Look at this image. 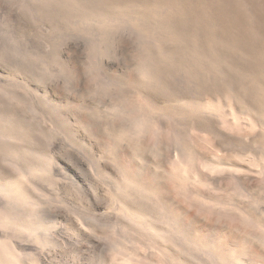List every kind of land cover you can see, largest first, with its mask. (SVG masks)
<instances>
[{"label":"rangeland","instance_id":"1","mask_svg":"<svg viewBox=\"0 0 264 264\" xmlns=\"http://www.w3.org/2000/svg\"><path fill=\"white\" fill-rule=\"evenodd\" d=\"M28 2L29 0H0V39L7 36L12 41L10 50L0 48V61L32 59L35 64V60L31 57L26 46V41L33 38L32 32L29 31L20 38L12 35L13 31L25 33L26 27L35 28L36 32L45 35L48 43L52 45L54 60L57 62L60 72L52 73L48 65L37 64L29 73L18 74L19 79L0 83V109L6 106V110L14 113L16 120L21 119V123L26 121L24 128H27V133L32 131L34 135L31 138L32 135L29 134L27 136L29 139L26 136H24L25 139L24 137H10V139L16 142V146L19 148L32 146L33 148H31L34 149L39 147L50 153V158H47L34 151H25L26 154H23L25 163L21 162L25 164L27 171L21 167L20 163L14 162L9 154L0 153V165L6 167L13 174L18 173L17 177L24 184L28 193L24 209L27 212L33 210L29 213L30 220H34V218L40 220L39 225L33 224L29 229L19 231L17 237L14 238L25 247L20 264H75L76 258L80 256L87 257L88 261H92L97 256H103L107 258L108 264H121V258L126 253L131 254V251L133 256L140 253L141 255L139 254L137 257L147 260L156 255L154 248L149 250L152 247L149 233L142 232L131 223L126 217L125 210L118 202L119 196L124 194L121 193L123 185L119 169L130 167L128 166L129 158L135 165H139V169H150L153 174L157 175L161 185L166 184L168 190L171 189L168 199L170 202L172 201V205L184 211L182 212L186 219L191 216L197 220L200 215V219L197 221L207 224V228L212 224L219 228V232L224 226L217 221H223L225 224L233 222V215L227 213V209H222L223 213L220 212L222 216H219L216 213L218 210L215 211L213 208V203L208 204L196 197H191V199L187 194L188 189L191 193L198 190L208 199H216L222 204L223 201H230L234 196H237V192L232 186H229L226 191L223 189L214 190L206 182L192 181L187 184L183 183L186 186L182 189V184L178 180H174L176 178L173 174L177 172L175 169L173 170L175 168L173 167L175 165L173 161L175 140L169 129L172 123L177 127L179 125L182 145L194 155L197 153L195 155L197 158V155L203 154L206 150L216 148L217 144L214 143L215 140L210 134L199 133L193 129L191 123L198 115L204 116L208 111L207 116L210 114L209 117H219L223 105L229 108L228 100L226 98L219 100L218 98L215 108H199L193 105L184 107L182 102L174 100L176 110L183 113L180 119L167 120L164 127L158 131L155 129V127L157 128L156 124H154L156 126L149 124L144 129L146 132H141L142 136L141 133H130L126 129L131 128L130 131H133L131 122H134L135 114L139 115L138 109L143 103L142 99L138 93L128 94L121 85L111 83L110 80L123 79L130 67L139 68L141 63L146 62L147 49L154 50L155 48L151 38L135 28L130 15H125V17L121 16L122 14H119L120 16L112 15L113 17L111 16L106 23H102L95 17L85 16L83 18L79 14L69 16V20L59 14H54L55 18L54 15L47 18V16H37L33 13L31 8L27 7ZM254 9L259 12L263 11L258 5ZM25 13L27 18H25ZM104 23V27L101 28ZM173 46L174 44H171V47ZM161 64L166 66L165 61ZM168 67L170 66H166L168 73L173 70L168 75V77L172 75L169 77L171 80L174 81L175 77L182 76V74V77L185 76L177 67H172V69ZM70 69L74 71L73 75ZM10 73L11 70L4 67L0 72V81H9ZM45 73L50 77L47 84L40 80V77ZM224 100L225 104H223ZM41 101L46 103H41ZM86 103L90 104L91 108L84 106ZM115 103L124 106L123 108L126 107L127 110L130 109L129 114L120 111L119 107L117 109ZM47 105L59 110L58 117L47 110ZM189 107H192V112L186 111ZM227 107L224 110H228ZM200 109L202 110L200 111ZM73 111L80 112L79 114L87 119L91 117L92 123L99 125L100 134L104 140L101 141L97 134L89 135L82 124L75 122ZM16 113H19L18 118ZM155 116L157 113H153V117ZM150 125L154 128H150ZM239 130L243 131V128ZM224 131L230 136L233 134L231 130ZM204 133L206 134L203 135ZM109 135L112 136L116 144L123 145V151L120 153L122 160L117 156L113 158L116 155V149L108 140ZM134 138H140L141 146L135 144ZM102 143L108 145L107 151L101 146ZM199 145L201 147L198 148ZM203 146L204 149H202ZM86 148L88 151H95L96 159L104 165L102 175L111 177L115 190L96 174L92 167V157L85 152ZM125 151L127 156L124 155ZM26 161L29 163L26 164ZM116 163L124 165L116 166ZM169 173L170 176H168ZM171 175L174 182L170 179ZM89 178H91V183ZM93 183L96 184V187L92 186ZM119 187L120 189H118ZM137 193L131 197L134 199L137 197L135 200L139 203L144 202L147 207L148 202L154 201V198L150 200V196L141 197L142 194L140 195L138 191ZM263 195L262 191L260 197L256 198L264 205ZM244 198L238 197L243 202ZM0 202H2L0 205L4 203L1 196ZM152 203H149L150 210L154 209H152ZM39 205H43L47 209L41 216L36 215ZM155 213L158 215L159 212L154 211V215H156ZM193 213L196 214L193 215ZM158 216L159 226L164 230L167 229L165 231L171 232L170 226L164 222L167 221L166 217ZM216 227L213 228L216 230ZM6 229L10 234L14 230L11 227ZM218 230H216V234H218ZM220 234L222 233L220 232L218 235L220 236ZM219 236L217 237L221 238L223 234ZM147 242L149 248H146ZM196 253L197 251H193L192 255L198 257L199 260L194 263L195 257H192L193 264H204L206 259H202V256ZM206 262L208 264V260Z\"/></svg>","mask_w":264,"mask_h":264},{"label":"bare ground","instance_id":"2","mask_svg":"<svg viewBox=\"0 0 264 264\" xmlns=\"http://www.w3.org/2000/svg\"><path fill=\"white\" fill-rule=\"evenodd\" d=\"M257 1L261 2L258 3ZM150 5L148 8H113L104 11L68 7L64 9H45L35 14L37 16H47V18L59 14L61 17H66L67 20H69V16L79 14L83 18L85 16L95 17V19L101 20L102 23H106L112 15L122 14L121 16L124 17L130 15L135 28L151 38L155 47L154 50L147 49L146 62L141 63L140 66L151 64L158 73L163 72L165 79L170 81H173L169 78L172 75L169 77L168 75L173 70H168L170 71L169 74L166 66H170L171 69L177 67L185 74V78L182 77V82L175 85L173 100L182 102L184 107L193 105L199 108H215L218 98L219 100H223V98L228 100V102L226 101L229 106V108L226 106L228 110H224L226 108L223 105L225 100L223 104L221 103L224 107L220 106V109L223 110L218 115L219 117L212 118L209 117L210 114L207 116L208 111L205 112L206 115L204 116L198 115L191 123L193 129L199 133L206 132L210 134L215 140L214 143L217 144L215 145L216 148L212 146L213 148L205 149L206 152L197 155V158L195 156L197 153L194 155L182 145L179 125L177 124V127L172 123L169 127L175 140L173 147V161L175 163V165L173 163V167L175 168L173 170L177 171L173 174L176 179L172 175L170 179L172 181L173 179L178 180L182 184V189L186 186L183 183L187 184L192 181L206 182L214 190L223 189L226 191L229 186H232L237 192V196H234L230 201H223L222 204L216 199H208L198 190L191 193L188 186V190L185 189L190 198L196 197L199 200L208 202V204L213 203V208L215 211L218 210L216 213L219 216H222L220 212L223 213V210L226 209L227 213L233 215V222L228 224L217 221L224 226H220L223 230L220 229L223 234V236L220 234L221 238L217 237L220 233L219 228L211 224L212 227H210H216L218 234L213 228L210 232V239L213 237L218 240L229 239L237 248L231 250L228 257L210 254L204 244H192L180 233L173 230L167 232L165 231L167 229H162L158 224V220H160L158 215H164L167 221H163L170 226L169 219L172 213L170 211L171 205H166L164 200L161 199V192H164L169 201L168 197H170L171 189L168 190L166 184L162 185V188H157L155 185H161V183L155 174L153 180H148L145 177V170L138 167H127V171H125L124 167L123 170L119 169L123 185L121 193L124 194L119 196L118 202L125 210L127 219L142 232L149 233L152 246L149 250L151 251V248H154L156 255L147 260L137 257L140 253L133 256L131 251V254L124 253L125 256L120 260L121 264H193L192 257H195L194 263L199 260L198 257L192 255L193 251H197L202 259L208 260V264H244V261L236 255L237 250L245 254V258L250 261V264H260V261L264 259V205L256 197H260L262 191L264 192V0H150ZM257 5L262 8V12L254 9ZM140 20H147L152 23L151 32L139 23ZM105 23L103 26L101 25V28L104 27ZM173 25L177 26L178 30H174ZM104 32L105 30L102 32L103 35ZM171 44H174V46L171 47ZM161 60L162 62L165 61L166 66L161 64ZM70 70L71 74L74 73L72 69ZM138 96L141 97L139 93ZM115 105L123 113L129 114L130 109L127 110L126 107L123 108L124 106L120 104L115 103ZM141 106L138 109L139 115L135 114L134 122H131L133 131H130L131 128L129 130L127 128L126 131L140 134L145 131L144 129L149 124L157 125L155 129L158 131L164 127L167 120L176 121L183 116L180 110H176L172 114L165 113L163 124H161L160 119L156 116L153 117V113H156L155 110L146 109L143 103ZM186 111L192 112V107H189ZM8 112L10 114L8 122L11 121L8 128L12 133L10 137L23 138L31 134V138H33V132L27 133V128H24L26 121L21 123V119L16 120L14 113ZM79 113L73 111L75 122L82 124L88 134L94 136L96 130L89 126V119ZM151 126L150 128H152ZM240 128H243V131H240ZM224 130H231L233 134L230 136ZM118 134L121 135V133ZM27 138L29 139V137ZM136 139L134 140L136 141L135 144L139 146L140 138ZM199 147L201 146L199 145ZM17 148L19 153L15 151L7 153L14 162H17L18 159L24 162L23 154H26L25 151H34L36 154L50 158V153L43 148ZM202 149H204V146ZM116 156L117 154L113 158ZM118 157L121 159L120 155ZM126 164L128 163L126 162ZM118 165L116 163V166ZM0 170L7 172L13 178V183L7 191L0 189V196L4 199V203L0 205V264H20L25 247L14 238L17 237L19 231L29 229L33 224L39 225L40 220L35 218L30 220L29 213L33 210L27 212L24 209V202L27 200L28 193L23 182L17 177L18 173L9 172L3 165H0ZM168 176H170V173ZM142 177L145 178L142 179ZM213 179L217 181L215 184L212 183ZM239 181H242V184ZM224 184L226 185L224 186ZM137 191L140 195L142 194L141 197L147 195L150 196V200L154 198V201L151 200L153 203L148 202L147 207L144 202H141L142 204L139 201L137 202L135 200L137 197L135 199L131 197L135 193L137 195ZM238 197H246L248 200L244 198L243 202ZM149 203L153 204L152 209L154 208V211L159 212L158 215L156 213L154 215V211L151 210V220L134 211L136 208H151ZM3 205H8V211L4 210ZM198 219H200V215ZM167 225L165 223V226ZM7 227L14 229L11 234L6 229ZM210 227L208 229L211 230ZM146 248H149V245ZM162 248L174 250L179 259L166 256L161 251ZM206 261L204 264L207 263Z\"/></svg>","mask_w":264,"mask_h":264},{"label":"snow or ice","instance_id":"3","mask_svg":"<svg viewBox=\"0 0 264 264\" xmlns=\"http://www.w3.org/2000/svg\"><path fill=\"white\" fill-rule=\"evenodd\" d=\"M150 6V0H29L27 5V7L31 8L33 13L41 12L45 9H64L68 7L74 9L88 8L92 10L104 11L113 8H148ZM25 18H27L26 13ZM139 23L151 32V22L147 20H140ZM173 29L178 30L175 25H173ZM29 31L32 32L33 38L26 41V46L28 51L31 53V57L34 58L35 64L32 59H25L23 61H0V72H2L4 67H8L11 70L9 81H0V83H7L11 80L19 79V75L29 73L37 64L48 65V68L52 73L60 72V68L54 60L53 47L48 43L45 35L37 33L35 28L29 27L25 28V33L23 34L13 31L12 35L20 38ZM11 43L12 41L5 36L3 39H0V48L10 50ZM49 79L50 77L47 73L40 77L41 82L44 84H47ZM110 82L121 85L128 92V94L138 92L142 98L144 107L146 109L155 110L157 113L156 118L160 119L161 124H163L164 114H172L176 111L173 94L175 93V85H179L182 82V76L175 77L174 81L166 80L163 72L158 73L156 68L149 64L146 66L142 65L139 68L130 67L123 79H113L110 80ZM41 103L46 102L41 101ZM84 106L91 108V105L87 103ZM47 110L58 117V109L52 107L51 105H47ZM9 115V112L6 110V106L0 109V153L3 154L13 151L19 153V149L16 147V142L10 139L12 133L8 128ZM16 115L18 117L19 113H16ZM88 124L96 130V134L100 137V140L103 141L104 137L100 134L99 125L93 124L91 117H89ZM108 140L112 142V146L116 149L117 156H119L121 151H123V145L116 144L111 135L108 136ZM57 143H59V140H57ZM101 146L105 148V151L108 150L107 144L102 143ZM85 152H87L88 156L92 157V167L95 169L96 174L103 180L104 183L108 184L113 188V190H115V185L113 184L111 177L102 175L104 165L100 160L96 159L95 151H88L86 148ZM124 155L127 156L126 151L124 152ZM17 162L21 164L22 168H25V171H27V168L25 164L21 162V159H18ZM128 166L139 167V165H135L131 162V158H129ZM125 171H127V166L125 167ZM85 175H87V173H85ZM153 176L154 174L150 169H145V177L148 180H153ZM145 177H142V179ZM89 182L91 183V178H89ZM216 182V179L212 180V183L215 184ZM239 182L242 184V181ZM12 183V176L7 172L0 170V189L7 191ZM92 186L96 187V184L93 183ZM155 186L157 188H162V185L159 184H156ZM161 199L164 200L166 205H171L170 211L172 216L169 219L170 228L174 232L180 233L192 244H204L206 246V250H208L210 254L225 255L226 257H228L231 250L237 248V246L229 239L218 240L214 237L210 239V232L212 230L208 229L207 226L200 221L194 220L190 217L186 219L185 214L167 200L163 191L161 192ZM3 207L5 211H8V205H3ZM46 211L47 209L45 206L39 205L36 215L41 216ZM134 211L149 220L152 218L151 210L147 207L136 208ZM161 251L164 252L166 256L179 259L177 253L172 249L162 248ZM236 255L244 261V264H250V261L245 258V254L243 252L237 250ZM75 264H108V260L106 257L97 256L92 261H88L87 257L80 256L76 258ZM260 264H264V259L260 261Z\"/></svg>","mask_w":264,"mask_h":264}]
</instances>
